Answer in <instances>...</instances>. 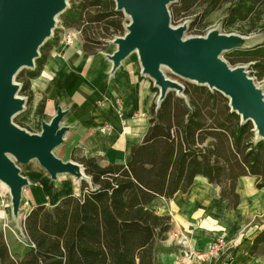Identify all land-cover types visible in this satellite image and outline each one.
I'll return each instance as SVG.
<instances>
[{"label": "trees", "instance_id": "trees-1", "mask_svg": "<svg viewBox=\"0 0 264 264\" xmlns=\"http://www.w3.org/2000/svg\"><path fill=\"white\" fill-rule=\"evenodd\" d=\"M222 9L226 29H237L241 36L264 33V0H177L169 12L173 20H190L201 33L202 22ZM60 17L63 31L79 32L87 55L104 51L110 39L125 34L115 0H70ZM62 35L55 32L40 48L35 67L16 76L28 103L30 81L40 75ZM229 54L230 64H250L251 73L264 79V41ZM151 92L158 90L151 87ZM155 100L148 129L131 148L129 161L101 166L97 158L73 155L88 178L81 180L78 195L64 196L52 207H32L23 223L25 248L12 254L0 238V264H161L160 255L171 251L163 246L171 218L148 209L157 197L186 194L195 178L203 177L235 210L238 178L254 177L256 188L264 189V141L250 121L231 111L226 97L186 83L183 95L169 92L159 104ZM228 253L229 263L242 257L229 248L207 264H221ZM245 254L264 255V227Z\"/></svg>", "mask_w": 264, "mask_h": 264}, {"label": "crops", "instance_id": "crops-1", "mask_svg": "<svg viewBox=\"0 0 264 264\" xmlns=\"http://www.w3.org/2000/svg\"><path fill=\"white\" fill-rule=\"evenodd\" d=\"M61 41L49 52L40 75L30 81L32 100L26 102L29 112L36 111V119L27 121L40 125L39 134L41 124L50 122L60 108L65 114L60 125L66 132L57 148L59 153L54 151L57 158L78 164L72 159L74 155L97 158L101 166L125 164L131 148L143 140L149 126V109L155 100L151 80L141 73L135 53L112 71L107 59L115 51L112 44L105 51L87 55L79 34L72 46ZM41 175V184L30 191L32 207H52L64 196L78 195L81 181L75 177L58 175L61 178L55 190L44 169ZM46 191L59 194L54 204L46 202ZM219 193L218 187L196 177L186 194L176 193L169 200L157 197L148 205L155 214L171 218L163 243L171 251L160 255L161 264H197L195 255L206 254L220 239L236 250V255L242 254L236 263H229L230 254H224L221 264H264V255L245 254L264 227V189L256 188L254 177L238 178L239 205L235 210L227 207Z\"/></svg>", "mask_w": 264, "mask_h": 264}, {"label": "water", "instance_id": "water-1", "mask_svg": "<svg viewBox=\"0 0 264 264\" xmlns=\"http://www.w3.org/2000/svg\"><path fill=\"white\" fill-rule=\"evenodd\" d=\"M173 0H115V10L128 17L122 37L110 44L115 51L107 55L115 71L131 54H136L141 73L158 90L157 103L169 92L183 95L184 87L169 79L163 70L209 90L229 101L231 111L241 121H250L255 134L264 141V95L243 67L230 68L220 56L244 47L241 35L211 31L204 37L184 39L187 24L171 26L168 5ZM68 0H0V182L9 189L16 215L22 191L28 181L19 174L11 158L20 164L36 160L51 180L58 175L87 178L82 166L64 162L54 155L63 143L66 129L60 125L64 112L58 108L50 122L41 124L39 134L29 133L13 124L26 101L18 96L16 75L33 69L39 50L51 38L56 18L68 7Z\"/></svg>", "mask_w": 264, "mask_h": 264}, {"label": "rangeland", "instance_id": "rangeland-1", "mask_svg": "<svg viewBox=\"0 0 264 264\" xmlns=\"http://www.w3.org/2000/svg\"><path fill=\"white\" fill-rule=\"evenodd\" d=\"M177 0H173L169 5L168 9L173 6L174 3H176ZM70 6V0H68L67 7ZM124 16V19L122 21V27L124 29V33L126 32L125 27L129 23V19L127 16ZM223 19H224V10L217 11L213 13L207 20L203 21L202 23H206L205 27L202 29L201 33H196L194 28L190 27V20H173L171 19V26L172 27H178L182 25L183 23L187 24V29L183 34L184 39L193 38V37H204L211 31H217L224 35H242L240 31L237 29L228 30L223 26ZM55 30L53 31V34L55 32L60 33L63 32V29L61 27V17L60 15L56 18V24H55ZM74 31V30H69ZM53 36V35H52ZM51 36V37H52ZM115 37H121V36H115ZM114 37V38H115ZM245 38L244 40V47L243 48H250L257 44H260L264 41V33L262 32H255L250 33L247 35H243ZM113 39V38H112ZM110 39L108 41V45H110V42L112 41ZM107 49V48H106ZM105 49V50H106ZM104 50V51H105ZM230 52H224L221 54L220 58L227 63V65L230 68H236V67H243L245 69V72L247 73V76L253 80L255 86L260 89L264 95V79L258 80L252 73L250 69V64H242L237 63L235 65L230 64L228 58H231L232 56L229 54ZM24 70V69H23ZM21 70V71H23ZM20 71V72H21ZM164 74L167 78L177 82L181 86H185L186 83H189L185 80H182L178 77H175L170 73L168 70H163ZM19 72V73H20ZM18 73V74H19ZM17 74V75H18ZM16 75V76H17ZM15 83L20 86V83L16 80L15 77ZM18 96L20 98H23L25 101H27L26 97L24 95H21L18 93ZM155 98L157 102L158 98V92L155 93ZM28 120H35L36 119V111L32 110L29 112V104L26 103L24 106V110L15 115L12 119L13 124H15L17 127L28 131L29 133L38 134L37 132L40 131V125L38 123H31L28 122ZM56 154L59 153V149L55 151ZM11 160L14 162L15 166L19 169V174L27 179L28 186H26L22 191V199L19 206V211L15 215L12 210V204H11V197L9 193V189L6 185L0 182V238L4 240L8 244L9 250L12 254H20L22 249L25 248V242L27 240L25 231H24V219L28 212L32 208L33 201L30 198V191L34 187H38L41 184L42 181V175L43 169L38 164L36 160L30 161L27 164H20L15 159L11 158ZM61 176L57 177L56 180H49L48 182L52 185L53 188L56 190V185L59 184ZM88 180V178H87ZM80 181V180H79ZM80 186V182H79ZM65 191H68L69 188H64ZM58 195H53L51 192L46 191L44 194V198L48 204H54L58 200ZM21 250V251H20ZM203 264V263H202ZM207 264V263H206Z\"/></svg>", "mask_w": 264, "mask_h": 264}, {"label": "built area", "instance_id": "built-area-1", "mask_svg": "<svg viewBox=\"0 0 264 264\" xmlns=\"http://www.w3.org/2000/svg\"><path fill=\"white\" fill-rule=\"evenodd\" d=\"M77 31H63L61 38V43L65 46H72L75 43V35H78ZM231 246H229L223 239L214 242L206 254L195 255V260L197 264L210 263L216 260L220 253L226 252Z\"/></svg>", "mask_w": 264, "mask_h": 264}]
</instances>
